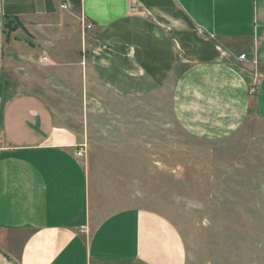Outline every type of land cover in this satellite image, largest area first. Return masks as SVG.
Here are the masks:
<instances>
[{
  "label": "crops",
  "instance_id": "0c3cea01",
  "mask_svg": "<svg viewBox=\"0 0 264 264\" xmlns=\"http://www.w3.org/2000/svg\"><path fill=\"white\" fill-rule=\"evenodd\" d=\"M70 17L91 27L82 30L88 80L114 98L169 88L175 123L203 141L233 134L251 114L264 124V0H0V65L8 21L42 32ZM6 84L0 76V264H187L167 217L111 207L88 146L84 159L74 155L83 137L58 125L37 93Z\"/></svg>",
  "mask_w": 264,
  "mask_h": 264
},
{
  "label": "rangeland",
  "instance_id": "374dc122",
  "mask_svg": "<svg viewBox=\"0 0 264 264\" xmlns=\"http://www.w3.org/2000/svg\"><path fill=\"white\" fill-rule=\"evenodd\" d=\"M82 25L70 17L38 32L8 21L0 76L10 92L37 93L58 125L83 137L92 180L111 207L167 217L187 264H264L263 122L251 114L233 134L203 141L175 123L169 88L114 98L88 80Z\"/></svg>",
  "mask_w": 264,
  "mask_h": 264
},
{
  "label": "built area",
  "instance_id": "2783aa9c",
  "mask_svg": "<svg viewBox=\"0 0 264 264\" xmlns=\"http://www.w3.org/2000/svg\"><path fill=\"white\" fill-rule=\"evenodd\" d=\"M59 8L62 11H65V10L68 9V6H67V4L62 3V4H60ZM132 11H135V9H132ZM83 26H84V24H83ZM85 28L90 29L91 27L89 25H86ZM238 59H239V61H244L245 60V56L241 55ZM256 89H257V83L253 82L249 86V89H248L249 95H254V93L256 92ZM86 148H87V145L85 143L80 144L79 146H77L75 148V151H74L75 157L77 159H84L85 156H86Z\"/></svg>",
  "mask_w": 264,
  "mask_h": 264
},
{
  "label": "trees",
  "instance_id": "16d2710c",
  "mask_svg": "<svg viewBox=\"0 0 264 264\" xmlns=\"http://www.w3.org/2000/svg\"><path fill=\"white\" fill-rule=\"evenodd\" d=\"M5 26H6V24H5Z\"/></svg>",
  "mask_w": 264,
  "mask_h": 264
}]
</instances>
